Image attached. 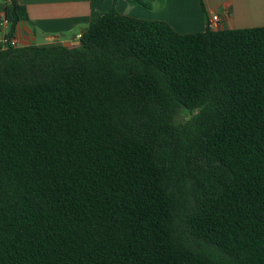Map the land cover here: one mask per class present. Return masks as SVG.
Wrapping results in <instances>:
<instances>
[{
	"label": "trees",
	"instance_id": "obj_1",
	"mask_svg": "<svg viewBox=\"0 0 264 264\" xmlns=\"http://www.w3.org/2000/svg\"><path fill=\"white\" fill-rule=\"evenodd\" d=\"M78 42L0 48V264H264V26Z\"/></svg>",
	"mask_w": 264,
	"mask_h": 264
},
{
	"label": "crops",
	"instance_id": "obj_2",
	"mask_svg": "<svg viewBox=\"0 0 264 264\" xmlns=\"http://www.w3.org/2000/svg\"><path fill=\"white\" fill-rule=\"evenodd\" d=\"M145 1L151 3L152 11L125 0H21L27 21L16 26L12 39L18 46H69L111 7L132 18L164 22L179 34L204 32L211 16L218 18L217 31L264 26V0H203L202 6L198 0ZM4 7L5 1L0 0V43L10 31L3 21ZM64 35L66 39L60 41ZM42 36L46 41L40 43Z\"/></svg>",
	"mask_w": 264,
	"mask_h": 264
},
{
	"label": "built area",
	"instance_id": "obj_3",
	"mask_svg": "<svg viewBox=\"0 0 264 264\" xmlns=\"http://www.w3.org/2000/svg\"><path fill=\"white\" fill-rule=\"evenodd\" d=\"M3 21L5 23H7L4 19H3ZM217 22H218L217 16H211L209 18V20L207 21L206 29L211 30V31H217ZM6 47L16 48L19 46H18V43L15 39H12V37H10V38L6 37L0 43V48H6Z\"/></svg>",
	"mask_w": 264,
	"mask_h": 264
},
{
	"label": "rangeland",
	"instance_id": "obj_4",
	"mask_svg": "<svg viewBox=\"0 0 264 264\" xmlns=\"http://www.w3.org/2000/svg\"><path fill=\"white\" fill-rule=\"evenodd\" d=\"M44 37L45 36L39 37V42L40 43H43V42L46 41V39H44ZM66 37H67V35H64L63 37H59V40L60 41H64L66 39ZM186 118H188V115L186 113L182 112V113H179L178 115H176L174 121H175V123H179L180 121H182V120H184Z\"/></svg>",
	"mask_w": 264,
	"mask_h": 264
},
{
	"label": "water",
	"instance_id": "obj_5",
	"mask_svg": "<svg viewBox=\"0 0 264 264\" xmlns=\"http://www.w3.org/2000/svg\"><path fill=\"white\" fill-rule=\"evenodd\" d=\"M79 42H74L73 44L75 45V44H78Z\"/></svg>",
	"mask_w": 264,
	"mask_h": 264
}]
</instances>
